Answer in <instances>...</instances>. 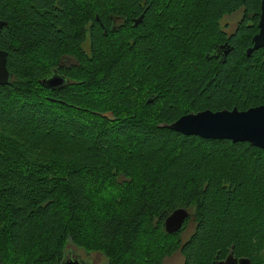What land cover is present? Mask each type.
<instances>
[{
    "label": "trees",
    "instance_id": "16d2710c",
    "mask_svg": "<svg viewBox=\"0 0 264 264\" xmlns=\"http://www.w3.org/2000/svg\"><path fill=\"white\" fill-rule=\"evenodd\" d=\"M259 2L0 0L1 264H60L69 244L107 264H162L175 250L216 264L230 249L264 264V149L159 127L264 104V46L244 54ZM52 71L62 87L40 83ZM106 111L115 119L94 113ZM178 207L189 216L167 233Z\"/></svg>",
    "mask_w": 264,
    "mask_h": 264
},
{
    "label": "water",
    "instance_id": "95a60500",
    "mask_svg": "<svg viewBox=\"0 0 264 264\" xmlns=\"http://www.w3.org/2000/svg\"><path fill=\"white\" fill-rule=\"evenodd\" d=\"M4 25L5 22L0 20V29ZM256 27L257 31L251 37V46L245 49V56H249L252 50L264 45V0L259 2V15ZM8 77V72L5 68V52L0 50V85L7 83ZM41 83L46 87L52 88L56 85H61L62 78L50 76L43 79ZM94 113L109 120L114 119L110 111ZM159 127H166L184 135H195L200 138L247 142L252 146L264 149V104L251 106L245 110H237L235 107L215 111L203 109L195 113L181 115L168 124H160ZM186 217L187 211L184 208L173 209L164 218V230L166 232L178 231ZM61 264L80 263L76 259H70L62 261ZM219 264H249V261L246 258L235 260L230 254H227L225 259Z\"/></svg>",
    "mask_w": 264,
    "mask_h": 264
},
{
    "label": "rangeland",
    "instance_id": "374dc122",
    "mask_svg": "<svg viewBox=\"0 0 264 264\" xmlns=\"http://www.w3.org/2000/svg\"><path fill=\"white\" fill-rule=\"evenodd\" d=\"M239 17H240V11L237 10L236 12L230 15L227 16L225 15L221 19L220 25L223 22H226V25H228L227 27L228 29H226V31H231ZM192 227H193V223L192 221H189L186 229L179 235V239L181 242H183L187 238V236L191 233ZM66 249L67 250L72 249L71 253L75 254L78 258L83 260V262H88V264H107L106 258L100 252H86L85 250L79 247H75L72 244L67 245ZM182 262H183V257L178 250H175L170 255L168 254L167 256H164L162 258V264H182Z\"/></svg>",
    "mask_w": 264,
    "mask_h": 264
},
{
    "label": "flooded vegetation",
    "instance_id": "af4514ba",
    "mask_svg": "<svg viewBox=\"0 0 264 264\" xmlns=\"http://www.w3.org/2000/svg\"><path fill=\"white\" fill-rule=\"evenodd\" d=\"M259 7V6H258ZM230 15V14H229ZM258 15H259V8H258ZM258 15H257V20H258ZM227 16V15H226ZM142 17V16H141ZM141 17L140 18H137V19H133V25H136L138 22H140L141 21ZM224 17V16H223ZM222 17V18H223ZM240 17H241V14H240ZM238 18L237 19V21H236V23H235V25H234V27H233V29L231 30V31H226V29H228L227 27H228V25H226V22H223L220 26H222L221 28L223 29V31L225 32V33H231L235 28H236V25L238 24V22L241 20V18ZM221 18V19H222ZM221 19H220V21H221ZM257 20H256V23H257ZM2 21V20H1ZM5 22V21H4ZM256 31H257V27H256ZM254 34V33H253ZM252 34V35H253ZM252 37V36H251ZM223 45V46H222ZM226 45L225 44H220L219 46H218V48H216L215 49V52H216V54L214 55V56H219L220 58H222L225 54H226V52H227V47H225ZM251 46V45H250ZM264 46V45H263ZM247 48V47H246ZM256 50V49H255ZM253 51V50H252ZM251 51V52H252ZM244 54H245V50H244ZM250 55V54H249ZM72 63V58H70V57H64L63 59H61V61L59 62V64L60 65H63V66H66V65H70ZM52 72H55V71H52ZM56 73V72H55ZM189 216V213L187 212V217ZM186 217V218H187ZM185 218V219H186ZM184 219V220H185ZM184 220H183V222H184ZM183 222H182V224H183ZM182 224H181V227H182ZM188 225V224H187ZM180 227V228H181ZM180 228H179V230H180ZM186 228H184L180 233H182L184 230H185ZM178 230V231H179ZM177 232V231H176ZM180 233H179V235H180ZM70 259H76L77 261H79V263L80 264H88V262H83V260H81V259H78V258H76L75 257V254H73V253H68L66 256H65V258H64V260H70ZM224 258H222V259H219V260H217L215 263L216 264H219V261L220 262H222L221 260H223Z\"/></svg>",
    "mask_w": 264,
    "mask_h": 264
},
{
    "label": "bare ground",
    "instance_id": "6f19581e",
    "mask_svg": "<svg viewBox=\"0 0 264 264\" xmlns=\"http://www.w3.org/2000/svg\"><path fill=\"white\" fill-rule=\"evenodd\" d=\"M5 52V51H4ZM5 61H6V52H5ZM6 68V67H5ZM7 70V69H6ZM8 72V71H7ZM8 76H9V73H8ZM50 76H59V77H61L62 78V76H60L59 74H57V73H55V72H52V74L50 75ZM49 76V77H50ZM49 77H47V78H49ZM9 78V77H8ZM44 79H46V78H44ZM43 80V79H42ZM42 80L40 81V83L42 82ZM8 81V80H7ZM64 79L62 78V83H61V85H56V86H54V87H52V88H50V89H55V88H59V87H62L63 85H64ZM6 84V83H5ZM42 84V83H41ZM2 85H4V84H2ZM44 86V85H43ZM46 87V86H45ZM47 88H49V87H47ZM150 101V100H149ZM237 109V108H236ZM238 110V109H237ZM111 112V111H110ZM190 113H195V112H190ZM187 114V113H186ZM113 116V115H112ZM114 117V116H113ZM114 119H115V117H114ZM113 119V120H114ZM185 209V208H184ZM186 210V209H185ZM187 211V210H186ZM188 212V211H187ZM167 233H173V232H167ZM228 254H230V256L232 257V258H234L235 260H238L239 258H246V259H248L247 257H235V256H233V254L231 253V249H230V251L228 252ZM227 256V255H226ZM76 257V256H75ZM76 258H78V257H76ZM79 259V258H78ZM225 259V258H224ZM223 259V260H224ZM223 260H221V261H223ZM62 261H66V260H62ZM62 261H61V263H62ZM248 261H249V264H250V260L248 259ZM220 262V261H219ZM60 263V264H61Z\"/></svg>",
    "mask_w": 264,
    "mask_h": 264
}]
</instances>
